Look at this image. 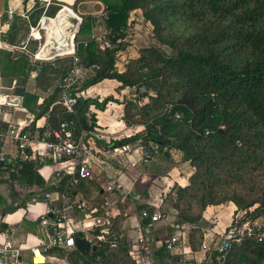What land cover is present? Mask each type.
I'll use <instances>...</instances> for the list:
<instances>
[{
  "label": "trees",
  "instance_id": "trees-1",
  "mask_svg": "<svg viewBox=\"0 0 264 264\" xmlns=\"http://www.w3.org/2000/svg\"><path fill=\"white\" fill-rule=\"evenodd\" d=\"M103 2L108 17L101 18L98 24L107 30L111 47L101 49L91 39L90 34L97 20L92 14L85 16L78 35L87 37L79 36L76 52L79 65L92 68L94 73L80 80L78 88L72 90L78 100L70 110L59 101V84L55 88L52 85L71 67H66V64L73 60V56L40 62L36 85L42 90H50L49 95L37 103L38 95L26 91L21 94L24 103L28 106L34 104L31 107L35 114L30 123L32 129L37 127L34 125L36 119L46 116L44 126H39L41 134L46 129L57 128L61 121H68L76 136L82 130H95L96 113L92 108L104 110L110 101L116 99L109 95L100 100L78 94V91L106 78L117 79L122 88L136 90V97L124 98L125 124L143 125L144 129L113 140L107 147L125 144L136 147V143L142 139L140 143L150 149L149 143L153 141L161 148L159 152L150 149L151 157L161 154L166 157L169 166L173 164L171 151H181L183 160L194 167V173L187 185L175 182L166 199L177 212L178 219L174 223L192 226L189 233L192 249H199L204 240L205 227L209 225L204 211L209 204L230 200L238 209L246 210L240 216L241 220L249 219L264 229V184L257 193H253V198H247L236 189L228 191L220 187L218 191L222 196L216 199L217 181L214 175V169L220 164L229 163L237 156L247 159L258 152L262 153L261 159L256 154L254 156L264 166V0ZM137 9L150 23L153 40L141 47L139 56L130 59L125 69L120 71L117 66L118 53L129 45L127 38L133 35L129 29V19ZM56 10L57 7L52 14ZM208 17H212L211 28H208ZM178 18L193 21L200 26L201 32H188V27L176 24ZM17 23L16 19L11 22L6 33L7 40L16 39ZM23 60L27 69L22 83L25 85L34 67L29 65L27 55ZM144 98L148 101L141 103ZM169 104H172V108L167 111ZM176 112L181 114L179 118L175 117ZM164 146H168L169 150H163ZM27 151L29 157L16 159L14 166L17 171L10 172L7 178L12 185L13 197L17 194L14 190V183L17 182L28 186L29 190L25 191L27 196L37 186L38 191L41 188L67 192L74 199V182L79 180L83 183L90 179L63 175L57 184L47 185L39 173L41 160L33 157L29 148ZM45 162L51 163L48 159ZM137 206L140 212L146 208L153 213L156 209L143 201H137ZM149 222L150 219L146 218V223ZM100 229L95 227L92 231L95 235L105 234ZM75 236L85 237V234L76 231ZM111 241L116 244L111 245ZM130 246L124 235L117 234L109 240L104 237L98 240L94 250L83 252L76 247L66 257L70 264H138L130 255ZM153 256L157 264H170V259L178 261V257L172 255L164 245L155 248ZM206 259L210 264H264V241L250 237L240 244H231L225 253L207 252Z\"/></svg>",
  "mask_w": 264,
  "mask_h": 264
},
{
  "label": "crops",
  "instance_id": "crops-1",
  "mask_svg": "<svg viewBox=\"0 0 264 264\" xmlns=\"http://www.w3.org/2000/svg\"><path fill=\"white\" fill-rule=\"evenodd\" d=\"M62 3H57L60 8L56 14H52V10L48 15L53 16L50 25L52 31H55L56 24L63 18L61 15L65 14L63 21L66 23L63 22V27L74 37L72 41L70 36L68 48H63L69 49L73 46L75 38H77L79 34L78 32L74 36L71 32L74 29V27H72V25H74L73 23L79 22L77 17L81 19V25L85 16L105 9V3L103 0H74L72 3ZM35 6L36 3L34 0H0V11L3 12V15L0 14V129L7 127L8 122L14 123L23 121L25 123H31L35 116L34 110L31 108L34 104L28 106L24 103L23 95L16 93L18 78H23L27 70L23 60L25 55L28 56L29 65L34 67L33 70H31L30 77H36L37 71L39 70V65H35L33 59H31L33 50H36V44L40 39L34 36V29L38 30L40 34L42 32L38 29V26H32L29 19V15ZM58 6L56 7L58 8ZM64 7L67 9H63ZM70 8L74 12L72 16L68 13V11H71ZM10 11L13 13L12 19L8 17ZM15 19L19 27L16 39L7 40L6 33L9 31L11 22ZM71 19H73L74 22H72ZM53 20L55 21L52 24ZM129 24V29L136 32L134 37L138 38H136L135 41H133V39L124 50H121L120 52L122 53H118L117 66L120 71L125 69L130 59L139 56V49L142 47V43L146 46V43L141 41L139 36L148 34L146 36L148 44L153 40L151 34L152 27L149 22L144 20L140 9L131 13ZM49 30L46 32L49 33ZM46 39L49 41V38ZM136 41H141L139 42L140 46H138V42L136 43ZM48 49L49 53L55 54L53 58L49 59L52 61L68 55L57 54L61 49H53L51 47ZM80 69L83 74L92 70L91 68H84L81 66ZM15 81L16 85H14ZM34 82L36 83V81ZM21 87L23 91L38 95L37 103H41L50 93V90H42L36 84L32 89H27L24 84H21ZM84 90L87 96L97 97L100 100L109 95H113L116 99L115 101H110L104 110L92 108L96 113V126L94 134L88 135L86 138L87 144L103 149L113 140L137 133L144 129V126L139 124L126 125L123 119L124 98L125 96L135 97L136 90L134 88H122L121 82L117 79L106 78ZM3 95H6L7 99L3 98ZM45 122L46 116H42L35 120L34 125L44 126ZM0 132L4 131L0 130ZM0 143L1 148L9 157L16 158L19 155V151L10 138L0 135ZM30 149L33 154H37L38 150L35 147H31ZM173 150L170 153L173 161L172 166H169L170 163L167 162L166 157L161 154L151 157L147 163L144 162L140 151L133 146L130 150L117 156L115 164L118 169L117 173L119 179L128 190L126 197H118L108 192L105 189L103 178L97 174L83 183H81L82 181L79 182V180L75 181L76 195L74 199L86 202L89 210L85 212L76 207L69 208L68 216L71 223H73L78 230L84 229V234L91 239V241L88 240L92 244L94 240L93 236H95L92 231V225L95 219L100 217L105 222L103 226H96L100 227L101 231L107 229V219H110V221L114 219L120 227V230L123 231L122 235L127 238L131 248L136 244L140 234H144L154 238V245H152L153 251L155 248L161 247L162 243L168 239L172 233L181 232V243L177 251L171 254L178 257V261L180 259H185L184 264H210L205 258L206 254L200 250L201 247L197 250L192 249L190 237L188 236L191 229L186 230L187 228L183 227V229L180 230L177 227L179 224L174 223L175 219H173V215L176 210L169 203L168 199H166L167 193L171 190L175 182L182 186L187 185L190 176L194 172V167L190 162L183 160L181 151L179 149ZM41 163L42 165L39 168V173L42 175L47 185H51L50 182L54 176L55 167L45 161H41ZM71 176L75 177V175ZM9 182L7 178L3 179L0 177V233L6 230L13 238L14 243L21 246L22 261L26 264H33L31 260V246H41L47 241V232L40 221V216L46 212L51 203L56 209H60L64 206H68L70 202L61 197H56L53 201L45 200L41 196V193L44 190L50 189L41 190L40 188V190L37 191V189H39L37 186L33 188L30 196H27L25 192L27 190L24 189L25 185H21L17 182L14 183L16 185V187L14 186L15 189L13 188L17 191V194L13 197L12 185ZM137 201H143L155 208L164 210L168 214L167 220L149 226V224L146 223V219L142 218L140 215L141 212L138 210ZM167 204H170L168 209L166 206ZM222 206L223 205H208L205 209L204 217L209 225L205 228L204 235H206V229L222 234L228 228L231 221L225 224L224 227H221L223 228L222 230H218L220 222H218L217 225L211 223L212 218L218 216L217 220H220L221 217L226 216L225 214L230 215L232 220L234 207L232 210L229 206L226 207L227 209H223ZM124 211L125 213H123ZM51 216L52 215L49 217L51 218ZM1 226L3 228H1ZM162 229L164 233H166V236H163L164 238L157 235L159 230L163 231ZM175 262L172 261V259L169 261L170 264H174ZM67 263L65 254H62L60 249H52L47 254L45 262L41 264Z\"/></svg>",
  "mask_w": 264,
  "mask_h": 264
},
{
  "label": "built area",
  "instance_id": "built-area-1",
  "mask_svg": "<svg viewBox=\"0 0 264 264\" xmlns=\"http://www.w3.org/2000/svg\"><path fill=\"white\" fill-rule=\"evenodd\" d=\"M40 5L45 7V9L54 10V5H57L55 0H40ZM58 6V5H57ZM68 11L69 14H74L73 10ZM93 17L97 20L96 26L93 28L90 37L92 40L96 41L101 49H107V47H111L112 42L109 38H107V30L98 24V21L103 18L106 19L108 17V13L106 11L101 12L100 15L92 14ZM8 17L10 19L13 18L12 11L9 12ZM53 19V16H50L45 13L39 22V26H41L42 30H49V34L52 31V27L50 25V21ZM79 22L77 24L72 25L74 27L73 35L80 30V18L77 17ZM39 29V27H38ZM68 48V45H67ZM44 49L40 48L38 52L35 51L32 53L34 60L41 59L42 57L39 55V52ZM49 53V49L46 47ZM76 44L73 43V46L69 49H61L57 54H68L73 56L72 65L67 70V72L60 78L58 82L60 87V101L62 104L68 109H72L73 105L77 102L78 96L76 93H73L72 90H76L78 88L77 84L81 80V69L79 65V56L76 52ZM55 54L48 56V58H53ZM33 60V63H34ZM16 85V81L14 82ZM78 94H85V90L78 91ZM3 98H6V95H3ZM9 100V97H8ZM172 108V104L166 106V110L170 111ZM181 116L180 113H175V117L179 118ZM30 123H25L23 121L17 122H8L7 129L4 132H0V135L10 138L15 144L17 150L19 151V155L14 157H9L7 153L1 148L0 143V165L2 171L0 172V177L9 178L10 172L17 171V167H15L16 159H26L29 157L27 149L35 147L38 151L37 154H33V157L36 159H40L41 161H45L46 159L50 160L54 168V176L51 185H55L59 182L60 178L63 175H75V177H79L80 179L93 178L95 174L101 176L105 183V189L114 194L115 196L126 197L128 194V190L125 185L120 181L118 176V169L115 164L116 157L125 151L130 150L133 146L131 144H125L117 147H105L103 149L96 148L95 146H91L87 144L88 135L94 134V130L87 131L82 130L79 136H76L73 130L70 128L68 121H61L57 128L46 129L42 132L37 126L35 129H32ZM142 139L138 142L140 143ZM136 143V149L140 151L142 154V159L144 162H148L151 154L150 149L155 152H159L161 146L151 141L149 143V148L147 146L142 145L141 143ZM31 150V149H30ZM163 150H169L168 146H164ZM32 152V151H31ZM75 181V178L72 182ZM25 190H29L28 186H24ZM41 196L45 200H54L56 197H61L70 202L68 206H64L60 209H56L54 205L51 203L46 210L40 216V221L46 229L47 232V241L44 242L41 246H31L32 253V263L33 264H41L46 260L47 254L52 249H60L64 252L65 257L66 254L72 249L76 248L75 244V232L81 231L84 233V229L78 230L73 223H71L70 218L68 216V209L71 207H76L79 210L87 212L89 210L86 202L82 200L73 199L67 192H57L44 190L41 193ZM50 215L51 218L49 217ZM141 217L146 219L149 218L150 222L149 226H153L157 223L167 220L168 214L160 209L156 208L153 213H150L146 208L141 211ZM173 219L177 218V212L175 211L173 215ZM105 222L103 219L98 217L95 219L92 227L103 226ZM177 227L181 230L184 228L191 229V225L187 223H183L181 225H177ZM207 228V227H205ZM206 235H204V240L201 244L200 250L207 254L210 251H217L219 253H225L226 250L233 243H242L245 239L254 237L259 241H264V229L256 222H252L249 219L241 220L240 216L236 217L229 225L227 230H225L222 234H218L214 231H210L206 229ZM106 230H102L105 232ZM181 232L172 233L168 239H166L162 245L171 252L174 253L177 251L178 246L181 243ZM96 239L93 240L92 244H96L98 240L103 239L102 235H95ZM85 238L89 239L85 235ZM115 241H111V245H115ZM21 246L16 245L14 243L11 235L5 230L0 233V264H26L21 259ZM39 251V254L44 258L42 262H36L35 258L38 256L36 251ZM130 254L138 264H157L156 259L153 256V246L151 245V240L147 235L140 234L137 239L134 247L130 249ZM206 258V257H205ZM67 264H70L67 257Z\"/></svg>",
  "mask_w": 264,
  "mask_h": 264
},
{
  "label": "rangeland",
  "instance_id": "rangeland-1",
  "mask_svg": "<svg viewBox=\"0 0 264 264\" xmlns=\"http://www.w3.org/2000/svg\"><path fill=\"white\" fill-rule=\"evenodd\" d=\"M110 1H115V0H110ZM59 8H60V6H58L55 14L58 12V9ZM104 11H105V9L100 10L99 12H96L95 15H100V13L101 12H104ZM0 14L3 15V12L0 11ZM70 15L72 16V14H70ZM208 19L210 21V22H208V24H209L208 28H211L212 27V24H213V22H211L212 17H208ZM71 20H72V22H74L73 19H71ZM54 21L55 20H53V22ZM73 24H77V23H73ZM176 24L179 25V26H181V27H188V32H190V31L191 32H201L200 26L196 25L191 20H184V19L178 18ZM37 25L39 27V30L42 31L41 32L42 38H40L39 39V42L36 44V50H34L35 53L38 52L40 50V48H46V47L47 48H50V46H51L50 43H49V41H48V39H46V38H49L48 36L50 35L49 33L46 32L48 30H45L44 31V30H42L44 28H42L41 26H39V24H37ZM56 29L58 30V28H56ZM62 29L65 30L64 27H62ZM44 33H45V35H44ZM135 33L136 32L131 31V34H133V35H129L128 36V38H127L128 39V43H130L133 39H134L133 41H135L136 38H138V37H134V34ZM147 35L148 34L139 36V38H141V41H144L146 43V45L148 44L147 38H146ZM79 36H81V37H87L85 35H78L77 38H75L76 50H77V47H78L77 44H79V43H77L78 42V38H80ZM64 38H62L63 41H65ZM73 38L74 37L71 36L72 41H73ZM141 41H139V42H141ZM137 42L138 41H136V43ZM139 42L137 43L138 46H140V43ZM65 43H67V41ZM143 45L145 46L144 43H142V47H143ZM135 48H137V47H135ZM119 53H122V52L119 51ZM50 55H52V54L51 53H48V55H46L45 57H42L41 59H37V60H34V57L32 56L31 59L34 60V64L35 65L36 64L39 65L40 62L49 61L50 58H48L47 56H50ZM71 65H72V61H69L68 64H66V67H70ZM92 71H93V69L90 70V71H88V72H86V73H84V74L81 72V81L84 80V79H86V78H88V77H90V76H92L93 75V72ZM35 79H36L35 76L34 77H27L26 82H25V87L27 89L28 88L29 89L30 88L32 89V87L35 86V84H36L34 82ZM58 81H60V78H58L56 80V83H54L52 85V88H55V86L58 85ZM85 95H87V94L85 93ZM131 97L134 98V96H131ZM135 97H136V95H135ZM59 101H60V99H59ZM147 101H148V99L147 98H144V99L141 100V103H145ZM244 154H245V152L242 153V155H244ZM255 154L258 156L259 159H261L262 153H259L258 152V153H255ZM255 154L253 153V155L250 156L247 159H242V158H239L238 156H237L238 158L237 157L236 158L234 157V158H232L231 162H229V163H222V164H220L219 167H216L214 169V172H215L214 175H215L216 181H217V184H216V186H217L216 199H219L220 196H222L220 194V192L218 191V189L220 187L227 188L228 191H232V190L236 189L238 191L243 192L247 196V198H253V196H254L253 193H255V192L257 193V191L261 187V185L264 184V166L261 163V161H259V160H257L255 158V156H254ZM233 161H234V163H233ZM37 191H38V189H37ZM169 205L170 204H167L166 205L167 206V209H168V206ZM209 205H223L222 206L223 209L224 208L227 209L226 207L229 206L230 208H232V210H233V207H234V213L232 214V217H233L232 220H231L230 215H228V214H225L226 216L221 217L220 220H217L218 216H216L215 218H212V222L211 223L213 225H217V223L220 222V226H219V229L218 230H220V229L222 230L223 228H221V227H224V225L227 224V223H229L230 221H231L230 222V224H231L232 221L234 219H236V217L242 216L246 212V210L238 209L237 205L234 202L230 201V200L224 201V202L219 203V204H209ZM123 213H125V211ZM237 215H239V216H237ZM124 216H122V217H124ZM109 221H110V219H107V229L105 228L106 231H105V234H103L104 235V239H106V240H109V238L111 236H113V235L119 234L121 236V234L123 232L122 230H120V227L117 225V223H116V221H114V219H111L110 222ZM157 235L158 236L160 235L162 237L163 236L165 237L166 236V233H164V230L163 231H160L159 230V232H158ZM148 237L151 240V245H154L153 244V242L155 241L154 238H152L151 236H148ZM94 239H96V238L94 237ZM134 260H136V259H134ZM184 261H185V259H182V260L180 259L175 264H184Z\"/></svg>",
  "mask_w": 264,
  "mask_h": 264
},
{
  "label": "water",
  "instance_id": "water-1",
  "mask_svg": "<svg viewBox=\"0 0 264 264\" xmlns=\"http://www.w3.org/2000/svg\"><path fill=\"white\" fill-rule=\"evenodd\" d=\"M61 1L64 3L65 2L72 3L74 0H55L56 3H62ZM34 2L36 3V6L33 9V11L30 13L29 19L31 21L32 26H38L37 24H39L43 15H45V13L46 14L50 13L52 11V7L51 9H45V7L40 5V0H34ZM53 7L55 8L56 5H54ZM50 34L51 35H49V43L51 45L50 46L51 48L63 49L67 47L68 41L67 43H65V41L61 39V37L57 34V32L52 31ZM17 82H18V86L16 88V93L21 95L23 91V88L21 87L23 78L19 77ZM75 244L76 247L83 252L96 249V244H91V242L85 237L76 236Z\"/></svg>",
  "mask_w": 264,
  "mask_h": 264
},
{
  "label": "bare ground",
  "instance_id": "bare-ground-1",
  "mask_svg": "<svg viewBox=\"0 0 264 264\" xmlns=\"http://www.w3.org/2000/svg\"><path fill=\"white\" fill-rule=\"evenodd\" d=\"M66 7H68V6H66ZM63 9H67V8H63ZM64 15L65 14H63V15H61V16H63V18H64ZM63 18L62 19H60V21L56 24V27H55V29L56 28H58V30L56 29L55 31H53V32H57V34L61 37V39L62 38H64L65 39V42L66 41H70V36H72L71 35V33L69 32H67V31H65V30H63L62 29V27H63ZM66 20V19H65ZM52 23H53V21H52ZM64 23H66V22H64ZM68 23V22H67ZM51 35V34H50ZM34 36L35 37H38V38H41L42 36H41V34H40V32L38 31V30H36V29H34ZM49 37V36H48ZM63 40V39H62ZM52 50V49H51ZM48 50L46 49V48H44V49H42L40 52H39V55H41V56H46V55H48V52H47ZM48 57V56H47ZM36 253H37V257L35 258V261L36 262H42L43 260H44V258L39 254V251L37 250L36 251Z\"/></svg>",
  "mask_w": 264,
  "mask_h": 264
},
{
  "label": "clouds",
  "instance_id": "clouds-1",
  "mask_svg": "<svg viewBox=\"0 0 264 264\" xmlns=\"http://www.w3.org/2000/svg\"><path fill=\"white\" fill-rule=\"evenodd\" d=\"M57 6V5H56Z\"/></svg>",
  "mask_w": 264,
  "mask_h": 264
}]
</instances>
